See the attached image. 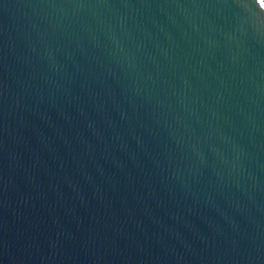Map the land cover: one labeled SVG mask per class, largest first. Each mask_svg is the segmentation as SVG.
I'll return each mask as SVG.
<instances>
[{
  "label": "water",
  "instance_id": "obj_1",
  "mask_svg": "<svg viewBox=\"0 0 264 264\" xmlns=\"http://www.w3.org/2000/svg\"><path fill=\"white\" fill-rule=\"evenodd\" d=\"M0 264H264V0H0Z\"/></svg>",
  "mask_w": 264,
  "mask_h": 264
}]
</instances>
